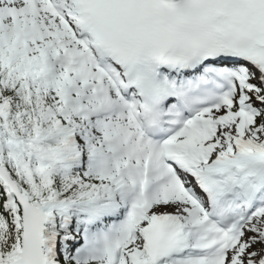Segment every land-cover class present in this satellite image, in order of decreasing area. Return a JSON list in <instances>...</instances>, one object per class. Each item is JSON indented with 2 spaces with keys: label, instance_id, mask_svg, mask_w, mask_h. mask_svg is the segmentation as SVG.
I'll return each instance as SVG.
<instances>
[{
  "label": "snow or ice",
  "instance_id": "obj_1",
  "mask_svg": "<svg viewBox=\"0 0 264 264\" xmlns=\"http://www.w3.org/2000/svg\"><path fill=\"white\" fill-rule=\"evenodd\" d=\"M0 264H264V0H0Z\"/></svg>",
  "mask_w": 264,
  "mask_h": 264
}]
</instances>
